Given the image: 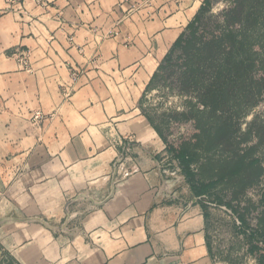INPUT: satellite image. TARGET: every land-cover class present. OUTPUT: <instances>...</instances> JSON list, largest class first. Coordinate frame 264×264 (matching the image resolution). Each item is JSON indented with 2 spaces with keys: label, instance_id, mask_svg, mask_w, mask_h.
Listing matches in <instances>:
<instances>
[{
  "label": "crops",
  "instance_id": "0c3cea01",
  "mask_svg": "<svg viewBox=\"0 0 264 264\" xmlns=\"http://www.w3.org/2000/svg\"><path fill=\"white\" fill-rule=\"evenodd\" d=\"M203 2L0 0V264H233L142 103Z\"/></svg>",
  "mask_w": 264,
  "mask_h": 264
},
{
  "label": "rangeland",
  "instance_id": "374dc122",
  "mask_svg": "<svg viewBox=\"0 0 264 264\" xmlns=\"http://www.w3.org/2000/svg\"><path fill=\"white\" fill-rule=\"evenodd\" d=\"M235 14L237 18L233 16ZM230 32L237 34V43L243 44L244 47L228 60L227 53L232 45ZM257 38H261L263 45L264 0H215L213 7L198 26L193 41L170 55L142 97L146 112L169 140L177 145L189 142L200 149L202 145L199 135L204 133L216 136V128L211 126L216 118L208 115V111L201 105V95L211 85L218 70L230 71L233 74L239 60L248 56L250 50V54L252 50L256 51L254 45ZM254 58L255 54L248 67L250 73L245 72L239 84H243L246 79V86H249L250 77L258 81L254 83L258 90L257 99L231 100L233 108L226 115L238 116L235 121L240 129L239 134L246 132L249 127L257 128L258 135H253L252 140L242 144L246 147L256 144L264 136V51L259 53L258 60ZM223 81L227 92L233 93L238 86L227 76H224ZM243 92L244 89L239 91L242 94ZM245 103L249 105L244 110ZM238 108L243 111L241 115ZM222 114H225V111ZM200 152L201 159L193 165L197 178L205 180L217 178V174L224 168L227 169L231 163L230 157L227 156V148L223 150L222 147H218L216 151L213 148L206 152L200 149ZM254 156L261 157L264 167V144ZM251 177L255 175L246 173L244 177L222 182L215 193L217 198L215 196L214 198L217 202L221 199L229 202L245 216L250 225L255 227L260 224L264 210V202L260 206H254L264 200V172L259 178V183L249 187ZM244 185L247 187L242 193ZM216 201L209 203V206L213 210L215 246L219 256L233 264L255 262L256 258L249 253L248 245L239 233L240 221L233 209Z\"/></svg>",
  "mask_w": 264,
  "mask_h": 264
},
{
  "label": "trees",
  "instance_id": "16d2710c",
  "mask_svg": "<svg viewBox=\"0 0 264 264\" xmlns=\"http://www.w3.org/2000/svg\"><path fill=\"white\" fill-rule=\"evenodd\" d=\"M214 2L215 0H204L203 4L201 5L198 11L197 16L177 39L169 53L161 62L157 71H159L161 65L170 58V55L172 53L179 50L185 44L193 41L198 26L203 22V19L206 17L207 12L210 11L213 7ZM236 14L233 15L235 16V18H237ZM230 39L232 45L227 53L228 60L232 58L238 50H241L244 47L243 44L237 43L238 36L234 32H230ZM262 42L263 41L261 40V38L255 39L254 48L256 49V51L254 52V50H252V54H250V50L248 56L243 57L241 60H239L238 67L236 66L233 74L230 71L224 72L221 69L218 70L217 75L213 79L211 85L206 88L201 95V105L204 107V109L208 111V115H212L216 118V121L212 122L211 126L216 128L217 133L215 136L216 139H214L215 137L211 136V134L203 133L202 135H199V140H201L202 145L200 149L206 152L213 148L216 151L218 147H222L223 150L227 148V156H229L231 159V163L227 166V169L224 168V170L217 174V178L214 179L205 180L197 178L193 165L201 159L200 156L202 155L200 149L198 147L192 146L189 142H183L180 148H176L173 145L168 144L169 152H171L173 156L180 161L185 176L191 182L198 195L208 194L210 197H213L212 201L214 202L216 201L214 195L216 198L217 195L215 194L216 192H213V190L217 187L218 184H221L224 181L232 180L236 177H244L246 173H251V175H255V177H251V183L249 182V187H252L255 184L259 183V178L264 172V167L261 163V157L254 156V153L261 147L262 144H264V136H262L260 141H258L254 145L247 147L243 146V143L252 140L253 135H258L257 128L255 126L252 128L249 127L246 132H244L243 134H239L238 132L240 129L235 121L238 116H226L228 111L233 108L231 100L253 101L257 99L256 95L258 94V90L254 83H258V81H255L253 77H248L250 79L249 86H246V79L244 80L243 84H239V81L241 77H244L243 74L245 72L250 73V71H248V67L251 65L253 54H255L254 59L258 60L259 53H262V50L264 51V44L262 45ZM224 76L231 78L236 83V85H238L233 90V93L227 92L225 90L223 81ZM242 89H244L243 94L239 93V91ZM245 90L248 94L245 92ZM249 90L252 92L250 93ZM248 105L249 103H245L244 110L246 109V106L248 107ZM239 109L240 108H238V111L240 112L241 110ZM224 111L225 114H222L224 113ZM242 112L243 111H241L239 115H241ZM219 124H221V126ZM155 126L157 130L162 133L161 128L157 124H155ZM246 187L247 186L245 185L242 186V193L245 192L244 189ZM218 201L219 202L216 201L218 204H225L233 209V212L236 214L237 218L240 221V225H238V230L240 234L244 237V240L248 245L249 253L257 259L259 264H264V210L262 212L263 215L260 218V224L256 225L257 227H253L247 222L245 216L242 213L238 212L235 208H233L229 202L226 203L222 201V199ZM263 202L264 200L254 206H260Z\"/></svg>",
  "mask_w": 264,
  "mask_h": 264
},
{
  "label": "water",
  "instance_id": "95a60500",
  "mask_svg": "<svg viewBox=\"0 0 264 264\" xmlns=\"http://www.w3.org/2000/svg\"><path fill=\"white\" fill-rule=\"evenodd\" d=\"M123 159V158H122ZM122 159H120L118 162H121ZM114 185H113V192L114 193ZM112 195V194H111ZM83 197H88L90 198L87 194H82L80 196H78L77 198L71 200L68 204H67V207H66V211H67V218L65 220V222L62 224L61 228L62 229H65V227L67 226V224L69 223V221L71 220V218L73 217V215L70 213L69 211V205L80 199V198H83ZM226 208V207H225ZM227 209V208H226ZM229 212H231L233 214V212L229 209H227ZM8 220H17V221H21V222H33V221H39V222H42L43 224H45L47 227L49 228H52V229H56L55 227L49 225L43 218H40V217H15V216H5V217H2L0 218V224L5 222V221H8Z\"/></svg>",
  "mask_w": 264,
  "mask_h": 264
},
{
  "label": "built area",
  "instance_id": "2783aa9c",
  "mask_svg": "<svg viewBox=\"0 0 264 264\" xmlns=\"http://www.w3.org/2000/svg\"><path fill=\"white\" fill-rule=\"evenodd\" d=\"M22 60V59H21ZM24 62V64H25V66H27V62L24 60L23 61ZM42 117V114L40 113V112H37L36 113V115H35V119L37 120V119H39V118H41Z\"/></svg>",
  "mask_w": 264,
  "mask_h": 264
}]
</instances>
